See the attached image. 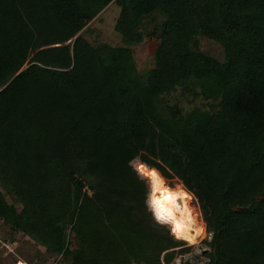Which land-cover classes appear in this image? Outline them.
Instances as JSON below:
<instances>
[{"label":"trees","instance_id":"trees-1","mask_svg":"<svg viewBox=\"0 0 264 264\" xmlns=\"http://www.w3.org/2000/svg\"><path fill=\"white\" fill-rule=\"evenodd\" d=\"M114 1L122 43L93 44ZM137 159L196 198L204 264H264V0H0V222L44 263L173 264Z\"/></svg>","mask_w":264,"mask_h":264},{"label":"rangeland","instance_id":"rangeland-1","mask_svg":"<svg viewBox=\"0 0 264 264\" xmlns=\"http://www.w3.org/2000/svg\"><path fill=\"white\" fill-rule=\"evenodd\" d=\"M119 14L120 6L114 1V3L109 5L103 12L99 14V16L94 21L89 24V31L85 34L86 37L93 44L105 42L115 46L120 45L122 43L121 36L115 31V24ZM161 18L162 17L159 16L157 21L160 22ZM152 30L153 29H150L151 32ZM200 42V49L203 52L217 57L218 59H223L225 57L223 48L216 42L205 38H201ZM157 43L158 37L156 34L151 36L147 35L144 42L135 47V58L141 73H145L154 67V54ZM180 103L187 109L195 105V103H193L190 98L185 97H181ZM166 182L170 187L178 191H180L181 189L188 191L185 188L184 184L178 179L171 181L166 180ZM192 196L193 198L190 201V205L195 209L196 212L200 214L196 223L194 224V227H203L205 229V233L201 237H199L197 243L195 244H191L190 242L185 240L187 242V246L192 247L178 254L173 264H204L205 262L204 252L206 250V246L203 242L205 239L209 238V234L207 232L206 223L199 208L198 202L193 194ZM149 199L150 197L148 196V200ZM179 202H181L182 204L181 199L179 200ZM151 211L153 212V210ZM26 240L27 239L23 236L22 233H11V231L8 230L0 222V264H19L20 261H24L27 264H30V260L33 261V263L31 264H69L67 262H63L61 256L57 254H45L46 262H41V260H39L36 255V250L39 249L41 252L45 253V248L39 246L35 248L36 246L34 244L30 243L29 245L26 243Z\"/></svg>","mask_w":264,"mask_h":264},{"label":"bare ground","instance_id":"bare-ground-1","mask_svg":"<svg viewBox=\"0 0 264 264\" xmlns=\"http://www.w3.org/2000/svg\"><path fill=\"white\" fill-rule=\"evenodd\" d=\"M133 165L146 179H148L150 186H151L149 197L151 196V194L154 190V185L156 182H161L163 187L169 189L170 191H172L174 193H182L183 194L177 200V204L181 207V213H183L185 209L187 210V216L185 218L186 224H185L184 229L182 231H176L174 228V225L172 223H170V222H162V223L169 224L172 228L173 233L178 238H182L184 240H187L191 244L197 243L199 237H201L205 233V229L203 227H200V228L194 227V224L196 223L200 214L198 212H196L195 209L193 207H191V205H190V201L193 198L192 194L189 193V191H186L184 189H181L180 191H178V190L170 187L167 184L166 179L161 175V173L157 169L151 168L150 166H148L146 163H144L140 159L135 160L133 162ZM153 169L156 172L155 176L151 175V172ZM180 199L182 201V204H181V202H179ZM159 222H161V221H159ZM19 264H27V263L24 261H20Z\"/></svg>","mask_w":264,"mask_h":264},{"label":"clouds","instance_id":"clouds-1","mask_svg":"<svg viewBox=\"0 0 264 264\" xmlns=\"http://www.w3.org/2000/svg\"><path fill=\"white\" fill-rule=\"evenodd\" d=\"M156 175L153 169L152 174ZM153 175V176H155ZM182 193H174L163 187L161 182H156L154 190L148 200L150 210H153L157 220L161 222H170L174 225L176 231H182L186 224L187 210L181 213V207L177 204V200Z\"/></svg>","mask_w":264,"mask_h":264},{"label":"snow or ice","instance_id":"snow-or-ice-1","mask_svg":"<svg viewBox=\"0 0 264 264\" xmlns=\"http://www.w3.org/2000/svg\"><path fill=\"white\" fill-rule=\"evenodd\" d=\"M152 175H155L154 173Z\"/></svg>","mask_w":264,"mask_h":264},{"label":"built area","instance_id":"built-area-1","mask_svg":"<svg viewBox=\"0 0 264 264\" xmlns=\"http://www.w3.org/2000/svg\"><path fill=\"white\" fill-rule=\"evenodd\" d=\"M20 263V262H19Z\"/></svg>","mask_w":264,"mask_h":264}]
</instances>
